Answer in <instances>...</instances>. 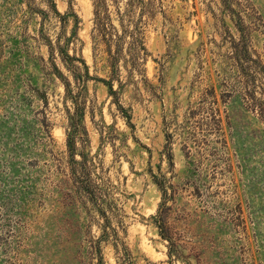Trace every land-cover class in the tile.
<instances>
[{
	"label": "rangeland",
	"instance_id": "1",
	"mask_svg": "<svg viewBox=\"0 0 264 264\" xmlns=\"http://www.w3.org/2000/svg\"><path fill=\"white\" fill-rule=\"evenodd\" d=\"M96 1L147 52L114 95ZM161 175L191 264H264V0H0V264H188Z\"/></svg>",
	"mask_w": 264,
	"mask_h": 264
},
{
	"label": "trees",
	"instance_id": "2",
	"mask_svg": "<svg viewBox=\"0 0 264 264\" xmlns=\"http://www.w3.org/2000/svg\"><path fill=\"white\" fill-rule=\"evenodd\" d=\"M102 2H95V31L96 34L93 36L95 44H104V48L102 51L106 54V62L110 66V79L107 81L109 86L110 94H116V90L113 89V80L118 72L120 71L119 65L122 62L125 68L128 66L131 67L130 72L138 71L141 72L140 66L146 60V48L144 46L143 35L141 32L135 30H128V28H124L122 31H118L111 23L112 17L107 13V9H101ZM128 16V14H127ZM129 17V16H128ZM122 18V17H121ZM130 21V19H129ZM49 50L51 53V57H54L55 51L59 52L66 68L69 70L71 75L74 78L77 86H84L86 80L88 79V72L85 71L88 69V66L85 64L83 60H80L82 65L76 64V60H78L74 55L70 56L65 52L64 46L57 42V47H54L52 44H49ZM120 82V80H118ZM67 84V95L73 99L76 112L78 114L79 111V102L77 95H74L71 92V89H68ZM77 115H73L71 117V126H74V120H76ZM72 132V130H71ZM70 134V133H69ZM71 134H74L71 133ZM74 140V137L71 135V139ZM155 181L159 185L162 192V200L159 205V209L156 215V224L158 227L159 235L163 240L167 242V254L172 261L174 258L184 260L188 264H191L190 259L191 255L184 254L185 245L180 242V238L177 236V232L174 231V225L169 224V216L171 212V205L168 204L174 203L176 198V190L173 185L166 180L164 175L154 176ZM106 207L111 208L112 203L103 200ZM111 204V205H110ZM108 218V216H106ZM105 227V225H104ZM103 236L107 239L109 237H113L115 243L118 242V231L117 228L113 227L112 231H108L105 227L103 231ZM118 239V240H117ZM117 245V244H116Z\"/></svg>",
	"mask_w": 264,
	"mask_h": 264
}]
</instances>
